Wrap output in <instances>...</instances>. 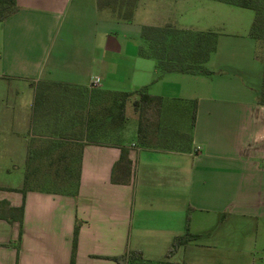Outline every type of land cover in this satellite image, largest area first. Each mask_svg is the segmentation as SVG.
Returning a JSON list of instances; mask_svg holds the SVG:
<instances>
[{
    "label": "crops",
    "instance_id": "crops-1",
    "mask_svg": "<svg viewBox=\"0 0 264 264\" xmlns=\"http://www.w3.org/2000/svg\"><path fill=\"white\" fill-rule=\"evenodd\" d=\"M184 1L138 0L125 22L99 10L97 0H16L17 11L0 23V264H71L76 224L74 264H120L114 258L130 252L149 264H264L256 43L247 38L246 67L216 63L209 75L159 73L139 54L143 27L198 32L178 19ZM233 71L243 86L214 83L218 72ZM36 82L130 93L132 103L144 90L162 98L159 128L184 144L141 147L132 106L121 143L130 182L112 184L121 145L77 147L69 139L41 151L47 145L32 121ZM39 171L52 181L64 175L55 181L64 186L35 185ZM178 237L188 240L166 258Z\"/></svg>",
    "mask_w": 264,
    "mask_h": 264
},
{
    "label": "trees",
    "instance_id": "trees-1",
    "mask_svg": "<svg viewBox=\"0 0 264 264\" xmlns=\"http://www.w3.org/2000/svg\"><path fill=\"white\" fill-rule=\"evenodd\" d=\"M138 0H97L99 10H109L116 15L120 21H131ZM225 5L251 10L254 13V20L248 32V37L256 45L264 38V0H209ZM16 0H0V23L6 20L17 11ZM141 37L144 46L140 49V56L152 59L156 63L159 73H180V74H203L209 75L204 65L208 62L212 53L216 50V33L214 32H194L191 30H180L170 25L164 27H143ZM255 57L258 59L257 55ZM262 84L258 97V104L264 106V64ZM34 89V103L32 121L38 118L39 114L57 98V92L67 93L71 88H81L66 84L53 82L32 83ZM139 91V98L133 101L132 106L137 114V142L144 148L159 149H180L178 141L169 137L167 131L159 128V116L162 107V98L153 97ZM101 94H108L109 97L100 106L95 114H88L86 122L88 126L93 123L104 125L112 130H123L126 123V102L130 93H111L101 91ZM193 112V121H194ZM82 127L84 124L82 123ZM167 133V134H166ZM172 142V146L166 147V142ZM120 157L113 166L111 172V183L115 185H125L130 182L131 162L128 158V149L120 146ZM79 163L74 171V181L78 182ZM29 179V176H26ZM57 180V177L54 178ZM27 183V182H26ZM79 225L74 226L73 246L71 264H74L76 249V239ZM188 232H186V236ZM188 239L178 237L173 240L167 253L169 258L175 250L185 244ZM139 252H130L115 261L120 264H149L142 260Z\"/></svg>",
    "mask_w": 264,
    "mask_h": 264
},
{
    "label": "rangeland",
    "instance_id": "rangeland-1",
    "mask_svg": "<svg viewBox=\"0 0 264 264\" xmlns=\"http://www.w3.org/2000/svg\"><path fill=\"white\" fill-rule=\"evenodd\" d=\"M179 8L178 19L184 26L195 28L198 32L210 31L217 35L215 51L218 52L213 59L212 66L204 65L206 69L215 68L216 63L224 62L231 67H246L248 57L251 55L247 41L248 32L254 20V13L251 10L208 0H185ZM255 54L257 57L259 56L258 60L264 64V38L257 43ZM218 74L221 73L218 72ZM218 74L214 79L216 84L227 80L230 86L237 88L243 86L238 81L240 77L237 76L236 71L227 72L221 76ZM205 78L212 82L213 77ZM99 92L100 90L94 88H71L67 93L57 92L55 94L57 98L48 104L35 120V123L40 126L39 135L44 138L42 142L47 145L41 151L49 152L48 145L53 141L61 143L69 139L79 141L75 144L78 147L85 144L121 145L123 140L128 139L127 129L122 132V130H112L97 123H93L91 126L85 123L88 114H95L105 99L109 97L108 94ZM125 114L128 119H132L131 97L126 102ZM82 123L84 127H82ZM167 133L169 137H172L171 133L168 131ZM177 143L178 145L184 144ZM172 145V142L167 141L165 146ZM38 176L40 180L34 183L42 189L52 190L55 187L64 186L61 185L62 183L52 181L53 176L44 174L43 171L38 173ZM57 177V180L61 182L65 179L64 175Z\"/></svg>",
    "mask_w": 264,
    "mask_h": 264
},
{
    "label": "built area",
    "instance_id": "built-area-1",
    "mask_svg": "<svg viewBox=\"0 0 264 264\" xmlns=\"http://www.w3.org/2000/svg\"><path fill=\"white\" fill-rule=\"evenodd\" d=\"M199 151V148H196V152H198Z\"/></svg>",
    "mask_w": 264,
    "mask_h": 264
}]
</instances>
